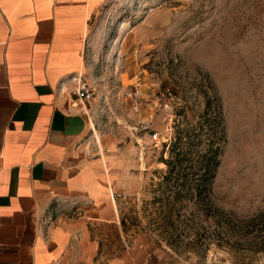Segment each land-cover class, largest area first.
<instances>
[{
	"label": "rangeland",
	"instance_id": "374dc122",
	"mask_svg": "<svg viewBox=\"0 0 264 264\" xmlns=\"http://www.w3.org/2000/svg\"><path fill=\"white\" fill-rule=\"evenodd\" d=\"M83 57L85 108L124 190L122 226L146 234L164 264H264L235 226L264 210V0H105ZM203 115L213 128L191 133L184 161L218 147L209 204L183 198L170 222L153 190L177 129ZM82 148L102 156L91 130Z\"/></svg>",
	"mask_w": 264,
	"mask_h": 264
},
{
	"label": "crops",
	"instance_id": "0c3cea01",
	"mask_svg": "<svg viewBox=\"0 0 264 264\" xmlns=\"http://www.w3.org/2000/svg\"><path fill=\"white\" fill-rule=\"evenodd\" d=\"M104 1L0 0V264H164L122 226L100 136L101 157L82 148L96 128L74 89Z\"/></svg>",
	"mask_w": 264,
	"mask_h": 264
},
{
	"label": "trees",
	"instance_id": "16d2710c",
	"mask_svg": "<svg viewBox=\"0 0 264 264\" xmlns=\"http://www.w3.org/2000/svg\"><path fill=\"white\" fill-rule=\"evenodd\" d=\"M203 116L202 122L197 121L195 125L177 129L171 142V159L162 161L167 166V170L153 190L152 201L159 202L156 209L157 215L170 222L174 210L178 208L183 198H189L197 206H208L209 204L210 185L219 162L216 159L218 147H214L213 142H209L201 161H184L187 144L191 141V133L194 130L201 131L204 123L213 128L215 121L213 120L211 124L208 122L209 119ZM121 224L124 225L123 217H121ZM235 226L243 232V235H247V244H250L254 251L264 253V210L253 217L237 219ZM252 231H256L257 234L248 237Z\"/></svg>",
	"mask_w": 264,
	"mask_h": 264
},
{
	"label": "built area",
	"instance_id": "2783aa9c",
	"mask_svg": "<svg viewBox=\"0 0 264 264\" xmlns=\"http://www.w3.org/2000/svg\"><path fill=\"white\" fill-rule=\"evenodd\" d=\"M74 95L77 99H80L82 101H88L89 99L93 97L94 89L86 80H84L83 78H81V76H79L78 79L76 80V87L74 89ZM156 139H157V134L154 133L153 140H156ZM84 153L86 155H90L91 151L89 149H85ZM64 204H66L65 201H63V205Z\"/></svg>",
	"mask_w": 264,
	"mask_h": 264
},
{
	"label": "bare ground",
	"instance_id": "6f19581e",
	"mask_svg": "<svg viewBox=\"0 0 264 264\" xmlns=\"http://www.w3.org/2000/svg\"><path fill=\"white\" fill-rule=\"evenodd\" d=\"M94 134H95V142H96L97 146L99 147V149H101V148H100V142H99V135H98V133L96 132V130H94ZM96 137H97V138H96Z\"/></svg>",
	"mask_w": 264,
	"mask_h": 264
}]
</instances>
